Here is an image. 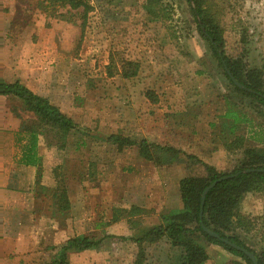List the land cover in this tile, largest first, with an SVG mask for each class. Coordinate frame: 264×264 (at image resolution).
<instances>
[{
  "label": "rangeland",
  "instance_id": "374dc122",
  "mask_svg": "<svg viewBox=\"0 0 264 264\" xmlns=\"http://www.w3.org/2000/svg\"><path fill=\"white\" fill-rule=\"evenodd\" d=\"M145 1L90 0L84 17L60 0H0V78L54 96L62 77L77 91L78 129L66 147L53 145L54 134L41 137L38 172L24 169L30 182L41 175L25 188L35 194L33 216L25 219L36 243L28 264H46L67 240L84 235L119 238L71 255L69 264H137L140 258L142 264H180L182 250L167 239L134 240L182 209L183 178L206 175L183 153L220 173L253 162L254 152L264 155V143L254 140L264 134V108L236 92L200 34L192 4L153 0L158 16L152 17ZM205 1L227 54L264 83V0ZM229 109L245 122L225 120ZM33 118L19 101L0 96V146L4 155L6 146L15 149L16 165L29 140L23 125ZM111 136L146 139L179 154L171 164L161 163L169 159L162 153L160 162H147L138 147H120ZM238 216L245 229L228 234L239 235L264 260V190L246 194ZM198 242L206 264L242 262L201 236Z\"/></svg>",
  "mask_w": 264,
  "mask_h": 264
},
{
  "label": "trees",
  "instance_id": "16d2710c",
  "mask_svg": "<svg viewBox=\"0 0 264 264\" xmlns=\"http://www.w3.org/2000/svg\"><path fill=\"white\" fill-rule=\"evenodd\" d=\"M71 10H83L84 17L90 11V0H60ZM153 0H146L143 9L150 16H158ZM193 6L195 18L198 21L200 34L208 41L213 54L219 61L224 74L234 86L237 93L242 97L252 101V104L264 108V83L260 80L257 71L246 73L244 66L227 54L226 41L223 30L216 21L210 17L208 9L205 8V0H187ZM245 44L244 41H241ZM253 72V76H249ZM0 96L6 99L19 101L24 109L32 114L34 118L26 121L22 132L29 136L21 157V164L24 167L40 165L38 155V144L41 137L54 134L57 148L66 147L68 136L78 129L76 122L63 114L58 105L49 98L37 95L19 80L6 82L0 78ZM242 115V114H241ZM237 116L229 109L225 115V120L232 122L233 126L245 122V116ZM244 120V121H242ZM231 130V129H230ZM233 130H231L232 133ZM112 141L120 147H138L139 154L145 161L160 162L159 153L164 154L169 159L164 164L172 163L174 156L179 154V150L171 147H162L158 144L150 143L146 139L129 140L112 137ZM52 144V143H51ZM84 144V143H83ZM52 145V146H53ZM232 147H237L234 145ZM230 147V148H232ZM191 163L201 165L206 172L203 177H193L189 174L179 183V194L182 202V209L174 211L166 218V223L150 228L134 242L139 245L157 244L163 239H167L173 247L182 250L180 264H206L208 255L205 249L199 244V236L208 243L219 246L230 254L240 258L242 262H232L230 264H253V262L242 252L226 245L218 239L210 237L203 229L202 224L209 230L217 233L221 238L238 245L241 248L254 254L258 264H264V260L259 258L255 251L249 249L239 235L231 233L236 228L245 229L246 223L237 219L239 208L246 194L252 192H262L264 190V155L254 154V161L244 163L241 167L234 169L230 173H220L215 168L206 165L198 157L192 154L183 153ZM170 157L172 159H170ZM188 170V169H186ZM218 184L207 194L203 220L200 219L201 201L204 191L213 183ZM164 220V219H163ZM112 235L98 238L94 235H84L71 238L55 253L46 264H69L73 254L101 248L106 240H112ZM121 238V237H120ZM127 240L126 238H121ZM140 257L143 254L140 253ZM137 264H142L138 260Z\"/></svg>",
  "mask_w": 264,
  "mask_h": 264
},
{
  "label": "crops",
  "instance_id": "0c3cea01",
  "mask_svg": "<svg viewBox=\"0 0 264 264\" xmlns=\"http://www.w3.org/2000/svg\"><path fill=\"white\" fill-rule=\"evenodd\" d=\"M39 75L40 73H35L34 78ZM29 89L39 96L49 98L58 105L63 114L75 122L77 121L74 108L76 87L66 83L65 79L61 77V80L58 81V93L55 91L54 96H51L47 90L43 91L35 87ZM171 137L169 136L168 139ZM254 140L256 144L261 145L264 143V134L256 136ZM6 147L7 152L4 155L3 146H0V152L3 154V156L0 155V264H28L34 257L36 243L30 236L33 232V223L28 220L26 222L25 219L33 216L35 194L26 193L25 188L32 187L34 183L37 184L41 175L36 176V182L34 177L30 179L31 182L28 181L24 169L30 168L35 174L39 170V165L24 167L21 162L16 165L13 160L15 149ZM43 175L44 173H42ZM51 175V170L45 171L46 179L47 177L51 179ZM33 190L34 187L31 191L33 192Z\"/></svg>",
  "mask_w": 264,
  "mask_h": 264
},
{
  "label": "water",
  "instance_id": "95a60500",
  "mask_svg": "<svg viewBox=\"0 0 264 264\" xmlns=\"http://www.w3.org/2000/svg\"><path fill=\"white\" fill-rule=\"evenodd\" d=\"M218 184V181L210 185L203 193L202 195V201H201V211H200V219L203 220V214H204V207L206 202L207 194ZM204 231L212 238L218 239L221 242L225 243L226 245L230 246L231 248L236 249L237 251H240L244 253L252 262L253 264H258L257 259L254 254L250 253L249 251L245 250L244 248L239 247L238 245L229 242L227 239L221 238L217 233L207 229L203 224Z\"/></svg>",
  "mask_w": 264,
  "mask_h": 264
}]
</instances>
